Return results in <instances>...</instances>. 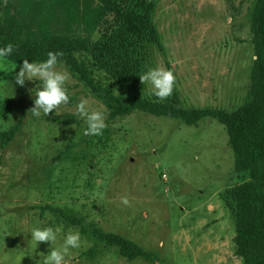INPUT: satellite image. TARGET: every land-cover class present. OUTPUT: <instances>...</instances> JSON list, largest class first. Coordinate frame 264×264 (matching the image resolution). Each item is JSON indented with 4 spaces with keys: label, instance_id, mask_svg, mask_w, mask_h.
<instances>
[{
    "label": "rangeland",
    "instance_id": "rangeland-1",
    "mask_svg": "<svg viewBox=\"0 0 264 264\" xmlns=\"http://www.w3.org/2000/svg\"><path fill=\"white\" fill-rule=\"evenodd\" d=\"M109 1L83 0L86 37L97 39ZM150 1L164 52L151 49L148 69L173 71L184 107L240 108L256 59L253 0ZM75 57L88 78L59 63L72 80L66 85L69 103L58 115L53 110L34 116L29 110L39 81L21 87L14 77L22 64L6 59L0 66V264H18L20 258L21 264H43L69 231L80 233L81 247L70 250L66 264H243L234 253L235 219L221 196L247 177L235 173L226 127L213 118L188 126L138 110L112 119L111 106L129 108L134 102L90 54ZM140 93L152 95L151 86L141 84ZM82 97L106 109L102 135L83 134L87 125L75 112ZM20 124L3 148V133ZM125 196L131 207L121 204ZM62 213L84 225L98 223L158 260L128 261L116 248L95 246ZM44 227L62 231L55 244L36 247L31 230Z\"/></svg>",
    "mask_w": 264,
    "mask_h": 264
},
{
    "label": "trees",
    "instance_id": "trees-1",
    "mask_svg": "<svg viewBox=\"0 0 264 264\" xmlns=\"http://www.w3.org/2000/svg\"><path fill=\"white\" fill-rule=\"evenodd\" d=\"M156 4L150 0H110L97 39L84 33L83 0H0V47L11 43L14 51L7 60L22 64L24 59L42 62L48 52H63L60 63L87 79L76 53L90 54L96 66L123 91L129 108L113 107L111 118L132 115L136 110L155 117H168L196 126L206 118L217 119L230 136L235 173L247 177L221 196L236 224L234 253L243 264H264V0H253L252 43L255 61L250 89L243 105L235 111L220 108H187L182 105L177 85L164 101L140 93L139 76L148 70L152 48L164 52L154 21ZM106 94V93H105ZM107 95V94H106ZM21 124L2 135L6 148ZM48 209L60 212L56 208ZM64 220L79 227L96 245L116 248L128 261L143 258L156 262L158 256L136 242L104 230L98 223L83 224L80 218L62 213ZM93 247L87 255L96 254Z\"/></svg>",
    "mask_w": 264,
    "mask_h": 264
},
{
    "label": "clouds",
    "instance_id": "clouds-1",
    "mask_svg": "<svg viewBox=\"0 0 264 264\" xmlns=\"http://www.w3.org/2000/svg\"><path fill=\"white\" fill-rule=\"evenodd\" d=\"M14 45L9 43L5 47H0V66L6 63V58L11 56ZM63 52H48L47 59L42 62H29L24 59L22 66L16 73L14 79L19 86H24L25 81H39V88L35 91L34 107L29 111L36 117L41 113L48 116L55 110L59 114V109L69 103V94L66 85L71 82L72 75L66 69L58 67L60 57ZM17 67V66H16ZM13 68L12 71L16 69ZM140 83L150 85L152 94L158 101H164L173 93L176 85V76L172 70L163 67L149 68L139 76ZM76 114L82 118L87 127L84 130L85 136H99L103 134L106 124V109L103 106L92 107V101L88 97H82L75 107ZM58 174V173H57ZM121 204L131 207L128 197H121ZM60 227L33 228L31 230V240L34 245L51 242L55 244L58 235L61 233ZM81 247V236L78 231H69L64 237L63 244L59 248H51V251L43 261V264H66V257L70 255L71 249ZM22 258L18 264H21Z\"/></svg>",
    "mask_w": 264,
    "mask_h": 264
},
{
    "label": "built area",
    "instance_id": "built-area-1",
    "mask_svg": "<svg viewBox=\"0 0 264 264\" xmlns=\"http://www.w3.org/2000/svg\"><path fill=\"white\" fill-rule=\"evenodd\" d=\"M162 177L165 179L166 178V175L164 174Z\"/></svg>",
    "mask_w": 264,
    "mask_h": 264
}]
</instances>
